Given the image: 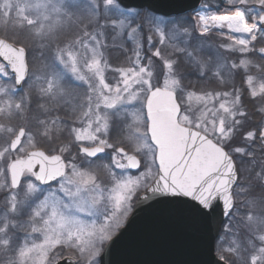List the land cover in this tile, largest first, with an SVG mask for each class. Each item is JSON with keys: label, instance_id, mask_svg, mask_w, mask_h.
Masks as SVG:
<instances>
[{"label": "snow or ice", "instance_id": "obj_1", "mask_svg": "<svg viewBox=\"0 0 264 264\" xmlns=\"http://www.w3.org/2000/svg\"><path fill=\"white\" fill-rule=\"evenodd\" d=\"M186 7L191 11L173 15L133 0H0V18L19 28L0 38V117L9 122L0 123L3 264H111L113 245L134 214L153 205L160 206L156 225L198 224L193 258L179 264H264V0ZM65 23L82 25L81 35L55 47L37 75L27 59L29 40L51 39ZM108 37L133 42L129 66L111 67ZM189 72L228 90L197 95L188 90ZM74 82L87 89L79 127L60 117L37 120L35 130L9 126L26 118L34 96L47 112L67 107ZM245 94L259 101V121L249 118ZM129 106L136 132L125 138L121 116ZM57 122L68 143H57ZM41 141L49 147L38 150ZM236 156L249 165L238 169ZM257 190L242 209L238 197ZM221 217L228 223L218 227ZM65 247L73 255L61 261L57 249ZM197 250L209 258H195Z\"/></svg>", "mask_w": 264, "mask_h": 264}, {"label": "water", "instance_id": "obj_2", "mask_svg": "<svg viewBox=\"0 0 264 264\" xmlns=\"http://www.w3.org/2000/svg\"><path fill=\"white\" fill-rule=\"evenodd\" d=\"M133 2L147 4L175 15L181 7L185 11H190L191 9L186 6L195 5L197 0H133ZM0 61L4 63L2 59ZM140 195L143 196L144 192ZM159 214V205L142 207L134 214L128 231L113 245L109 257L111 264H179L193 258V252L201 236L198 224L194 220H183L156 225L153 221ZM225 219L219 218L218 227H221ZM215 257L214 251L212 259ZM195 258L206 260L209 257L199 254L197 250ZM63 259L64 257L61 261Z\"/></svg>", "mask_w": 264, "mask_h": 264}, {"label": "trees", "instance_id": "obj_3", "mask_svg": "<svg viewBox=\"0 0 264 264\" xmlns=\"http://www.w3.org/2000/svg\"><path fill=\"white\" fill-rule=\"evenodd\" d=\"M212 2L213 3H222V0H212ZM3 23L5 24V27L2 26ZM14 24L15 23L13 21L6 22L4 19L0 18V34H4L7 37H11L13 35V33H17L15 31H13V25ZM147 27L148 26L146 23L145 28H144V32H147ZM64 32H65V35L70 34V31L68 34H67V31H64ZM17 34H19V33H17ZM24 35L27 36L28 34L26 33ZM65 35H64V37H65ZM70 35H72V34H70ZM70 35L66 36L63 39L67 40L68 37H70ZM53 41H57L55 37L51 38V39H42L40 37L39 38L36 37L34 40H29V45H31V46H29L28 51H29L30 55L27 57V59L29 62L30 69H32L31 63L33 64V66L35 65L39 70V69H42L46 63L51 62L52 50L54 49V46L57 44V43H53ZM128 41L131 44V45L129 44V46H130L129 51H132V49L134 48V44L130 39ZM212 41H213V43L223 42L217 36H213ZM160 46L161 45H159V47ZM168 50H170V49H166L165 51H168ZM109 51H111V50H109ZM48 52H50V53H48ZM49 54H51V55H49ZM113 54L116 55V50L113 52ZM120 54H121L120 57L124 58L123 53L121 51H120ZM34 55H35V58H33ZM105 55L107 56V53ZM129 55L131 56L132 52ZM31 57L33 60H31ZM38 75H40L39 71H38ZM188 77L190 79L195 78L197 81L200 80L199 82L202 83V78L198 77L194 73L189 72V74L187 75V78ZM186 82L190 83V81H188V80ZM241 82H242V75L238 73L234 77V83L237 87H240ZM192 83L193 82H191L189 84L190 85L189 89L194 86ZM77 84H78V82H74L72 84V87H74V88L77 87V89L79 88L80 93L86 95V91H85L84 87L83 86H77ZM208 84L212 87L219 86V84L215 81H210V83H208ZM65 99L68 102L67 107H62L59 110H53L51 112L46 111V109L50 106L47 105L43 100H40V104L41 105L43 104L44 108L42 109V111H39L36 113H34L33 110H31V112H32L31 117L29 116L28 120L26 121L28 126L31 127L33 130H35L37 120H46L47 119V120L51 121V120H55L57 117H60L62 120L69 121L68 127H76L77 125H79V121L77 118H78V116L82 110L80 108V105L83 103L84 98L83 97H76V98L66 97ZM244 103L247 107L248 112L250 113L249 118L253 121H259L261 119V116L259 114H256L258 111V108L260 106L259 101L253 102L245 94ZM73 108L76 109L75 114H73V112H72ZM77 108H79V109H77ZM65 112H67V114ZM133 112H134V109L129 106L128 111L126 113V116L125 115L121 116V120L124 121V123L121 125V127L123 128V135L125 138L134 137L135 132H136V128L134 127V125L136 124L137 120L135 119ZM68 117H69V119H68ZM17 119H19V117H17ZM73 121H75V123H72ZM0 123L8 124L9 122L7 121V119L0 117ZM49 128L53 129V125L51 123L49 124ZM54 132L59 137V139L57 140V143H68L71 140V137L69 136L68 131L66 130V126L62 122H57V124L54 127ZM61 133H63V134H61ZM3 135L4 134H1V132H0V145H3L2 143L5 140V137L3 138ZM113 135H116L115 131L113 132ZM38 146L43 147L44 149L49 147V145L45 141H41V143ZM255 147L257 148V151H258V145ZM109 154H110V152H106L105 154H103V156L100 157V159L103 160V162H105V163L108 162L107 158H108ZM239 158H240V160L243 161L242 162L243 168L247 167L249 165V161L247 162V160L245 158H242V157H239ZM234 159L236 160V157H234ZM236 164H237V160H236ZM238 169H240L239 166H238ZM240 177H241V174H240Z\"/></svg>", "mask_w": 264, "mask_h": 264}, {"label": "rangeland", "instance_id": "obj_4", "mask_svg": "<svg viewBox=\"0 0 264 264\" xmlns=\"http://www.w3.org/2000/svg\"><path fill=\"white\" fill-rule=\"evenodd\" d=\"M31 18H35V13H32V15H31ZM15 24L13 25V31H15V32H17V33H19V28H18V26H15L16 25V22L15 21H13ZM145 24H146V22H145ZM2 26H4L5 27V24L3 23V25ZM83 26L82 25H79V24H76V23H65L64 25H63V27L62 28H59L56 32H55V34L51 37V38H56V40L57 41H53V43H57L55 46H54V48L55 47H57V46H63L65 43H67V42H69L70 40H72V39H75L78 35H81V28H82ZM65 29V30H64ZM89 31L91 30V28H89L88 29ZM34 31V30H33ZM64 31H67V34L69 33V31H70V34H72V35H70V34H68V35H70V37H68V39L67 40H64L63 38H65L66 36H68V35H65V32ZM29 34V30L28 29H25V32H24V34ZM151 33H149L148 31L147 32H144V35H145V37L147 36V35H150ZM64 35H65V37H64ZM2 37H5V35L4 34H0V38H2ZM37 38H39V36H37ZM61 40V41H60ZM156 39H155V37H154V41H155ZM106 42L108 43V45H109V47L105 50V54L107 53V59H108V61H109V63H110V65H111V67L112 68H115V67H122V66H129L128 65V57L130 56L129 54L132 52V51H129V48H130V46H129V41H127V42H122L121 40H119V39H117V40H113L111 37H108L107 39H106ZM121 43H123V48H121ZM131 45V44H130ZM31 46V45H30ZM156 46H158L159 47V44L157 43L156 44ZM114 49V50H113ZM109 50H111V51H109ZM116 50V55H114L113 54V52ZM120 51L123 53V56H124V58H122V57H120ZM34 53V52H33ZM48 53H50V52H48ZM30 55V53H29V51H28V53H27V57ZM49 55H51V54H49ZM33 58H35V55H34V57ZM31 60H33L32 59V57H31ZM32 62V61H31ZM1 63V62H0ZM31 67H32V69L31 70H33V71H37L38 70V68L34 65L33 66V64L31 63ZM37 75H38V71H37ZM113 76H114V73H112L110 70L106 73V77H107V79H108V82L109 83H113L114 81H113ZM190 81V82H194V81H192V80H190V78L188 77L187 79H186V81ZM186 83H188V84H190L189 82H186ZM193 84V83H192ZM84 89H85V91L87 92V89L84 87ZM72 95L71 96H69V98H76V97H83L84 98V100H85V98H86V95H84V94H81L80 93V89L78 88L77 89V87H72ZM38 100V101H37ZM40 100L41 99H39L38 97H36V96H34L33 97V99H32V103H31V105L29 106V111L25 114V117L26 118H21V117H19V119H17V117H14L13 119H12V121L10 122V124H9V126H12V125H16L17 126V128L18 127H20V126H25V125H27L28 126V124L26 123V121L28 120V118H29V116L31 117V114H32V112H31V110H33V112L34 113H36V112H39V111H42V109L40 108ZM84 102V101H83ZM194 106H195V102H194ZM77 109H79V108H77ZM66 114H67V112H65ZM80 115V114H79ZM197 115H199V113H197ZM68 119H69V117H68ZM135 119L137 120V117L135 116ZM80 126V124L79 125H77L76 127H79ZM141 131H143V129H141ZM1 134H3L2 132H1ZM5 137V135H3V138ZM6 138V137H5ZM5 141V140H4ZM4 141H3V143L2 144H4ZM0 146H2V145H0ZM85 146H90V145H85ZM133 147H135V144H133ZM38 148L39 149H42V150H44V148L43 147H40V146H38ZM58 154V153H57ZM73 155H75L76 154V149L75 148H73V153H72ZM110 155H111V153L109 154V156H108V158L107 159H109V157H110ZM149 156H150V154H149ZM138 159H141V162H142V164L144 163V159L142 158V157H138ZM246 160H247V162H248V159L247 158H245ZM236 160H237V163H238V166L240 167V169L241 168H243V161L242 160H240V158H239V156H236ZM141 170H144V169H141ZM152 171L153 172H155V168H153L152 169ZM127 175H132V176H135V175H138V172H127ZM240 179H241V183H242V185H243V180H244V175L243 174H241V177H240ZM245 187H246V185H244ZM259 196V190H257L256 191V193H255V196H253V195H248V196H245V195H241L240 197H238V200L241 202V204H240V207L243 209L244 208V204H243V201H245L246 199L247 200H251V199H253V198H257ZM0 199H2V194H0ZM242 216L245 214L243 211H241V213H240ZM227 223H228V221H227V219L225 220V222H224V226H226L227 225ZM232 239H235V237H233V236H229L228 238H227V240L228 241H231ZM228 246H229V243L228 242H225V244H224V248L225 249H227L228 248ZM57 251H62L63 252V256L61 257V258H63V257H65V256H71V255H73V253H72V251L71 250H69L67 247H65L64 249H57ZM216 255H218L217 253H216ZM3 257L2 256H0V264H3Z\"/></svg>", "mask_w": 264, "mask_h": 264}, {"label": "flooded vegetation", "instance_id": "obj_5", "mask_svg": "<svg viewBox=\"0 0 264 264\" xmlns=\"http://www.w3.org/2000/svg\"><path fill=\"white\" fill-rule=\"evenodd\" d=\"M190 80L194 81L193 82L194 86L192 88L188 89V90L196 92L197 95L201 94L200 89L209 90V91H211L213 89H215L216 91H225V90H227L226 88L221 87V86L212 87V86H210L208 84V83H210V81H207V80H204V79H202V83L203 84L199 82L200 80L197 81L195 78L194 79H190ZM234 161H235V164H236V160L235 159H234ZM236 166L238 168V163L236 164ZM221 226H224V222H223V224Z\"/></svg>", "mask_w": 264, "mask_h": 264}]
</instances>
